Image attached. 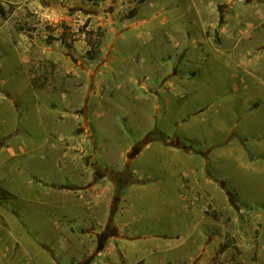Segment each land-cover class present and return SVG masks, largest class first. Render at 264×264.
I'll use <instances>...</instances> for the list:
<instances>
[{
	"label": "rangeland",
	"instance_id": "374dc122",
	"mask_svg": "<svg viewBox=\"0 0 264 264\" xmlns=\"http://www.w3.org/2000/svg\"><path fill=\"white\" fill-rule=\"evenodd\" d=\"M140 261L264 264V0H0V264Z\"/></svg>",
	"mask_w": 264,
	"mask_h": 264
},
{
	"label": "trees",
	"instance_id": "16d2710c",
	"mask_svg": "<svg viewBox=\"0 0 264 264\" xmlns=\"http://www.w3.org/2000/svg\"><path fill=\"white\" fill-rule=\"evenodd\" d=\"M132 15L134 16V12H132ZM133 16H132V17H133ZM142 263H143V261H140L138 264H142Z\"/></svg>",
	"mask_w": 264,
	"mask_h": 264
}]
</instances>
